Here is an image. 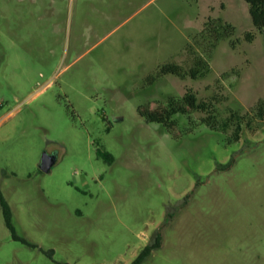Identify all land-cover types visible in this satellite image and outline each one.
Instances as JSON below:
<instances>
[{"label":"rangeland","instance_id":"1","mask_svg":"<svg viewBox=\"0 0 264 264\" xmlns=\"http://www.w3.org/2000/svg\"><path fill=\"white\" fill-rule=\"evenodd\" d=\"M209 20L234 36L211 47ZM195 58L197 80L148 83ZM189 90L216 100L215 125L180 114L174 136L138 112ZM260 101L264 32L244 0H0V189L32 245L0 205V264H132L157 235L143 264H264ZM233 112L252 117L238 142Z\"/></svg>","mask_w":264,"mask_h":264},{"label":"trees","instance_id":"2","mask_svg":"<svg viewBox=\"0 0 264 264\" xmlns=\"http://www.w3.org/2000/svg\"><path fill=\"white\" fill-rule=\"evenodd\" d=\"M249 5V12L252 17V22L254 27L260 31L264 32V0H244ZM210 22V23H209ZM206 26L207 34L212 35L213 42H211V47L217 44L224 37L231 38L235 34V28L229 23H222L221 20H209ZM216 22H219L221 28L224 30V34L217 33ZM205 35V34H204ZM205 37V36H204ZM255 39L254 34L246 33L245 40L248 42H253ZM235 42L232 41V47L235 48ZM194 67L189 71H185L181 65L169 63L161 66L156 75H150L147 78L148 83L153 84L156 80L162 76L174 75L180 77L181 79H186L190 76L192 79L197 80L205 69V62L200 58H195ZM215 99L211 101H200L197 95L189 90L182 97H170L166 103L160 104L158 107L153 108L150 104L143 105L138 108L140 116H142L148 123H157L164 126L168 132L174 136L180 134L178 131V120L177 115H185L191 118V116L196 112L204 113L206 116L202 119V124L215 125L217 121V111L215 106ZM257 116L264 120V101H260L257 106ZM247 115H240L237 112L231 113V117L226 121L225 128L229 129L231 126L235 127L233 140L238 142L240 140V135L242 131L243 123H250ZM0 205L3 210L5 222L7 228L12 233L15 240L21 241L25 244L31 245L25 239L17 236L16 229L13 223V215L9 204L7 203L1 189H0ZM162 244V239L160 235H157L154 244L148 245L141 254L136 258L133 264H143L147 258L152 254V252L160 247ZM32 246V245H31ZM34 247V245H33Z\"/></svg>","mask_w":264,"mask_h":264},{"label":"water","instance_id":"3","mask_svg":"<svg viewBox=\"0 0 264 264\" xmlns=\"http://www.w3.org/2000/svg\"><path fill=\"white\" fill-rule=\"evenodd\" d=\"M58 162V156L55 153L44 152L41 157L40 169L44 173H49Z\"/></svg>","mask_w":264,"mask_h":264},{"label":"flooded vegetation","instance_id":"4","mask_svg":"<svg viewBox=\"0 0 264 264\" xmlns=\"http://www.w3.org/2000/svg\"><path fill=\"white\" fill-rule=\"evenodd\" d=\"M136 260V259H135ZM133 264V263H132Z\"/></svg>","mask_w":264,"mask_h":264}]
</instances>
